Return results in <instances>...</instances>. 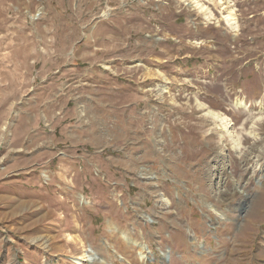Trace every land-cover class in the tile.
I'll list each match as a JSON object with an SVG mask.
<instances>
[{"label":"rangeland","instance_id":"374dc122","mask_svg":"<svg viewBox=\"0 0 264 264\" xmlns=\"http://www.w3.org/2000/svg\"><path fill=\"white\" fill-rule=\"evenodd\" d=\"M191 2L0 0V264H264V0Z\"/></svg>","mask_w":264,"mask_h":264},{"label":"bare ground","instance_id":"6f19581e","mask_svg":"<svg viewBox=\"0 0 264 264\" xmlns=\"http://www.w3.org/2000/svg\"><path fill=\"white\" fill-rule=\"evenodd\" d=\"M192 2H191V5L192 6H195V7H197L199 10L200 9H202V10H205L206 11V14L205 15H207V20H210L211 18L210 17H212L213 16V13H211L210 12V9H208L207 7L205 8L204 6H203V4H201L200 2H199V0L197 1V0H191ZM205 11H203V12H205ZM201 13V12H200ZM231 14V13H230ZM227 21L231 24V26L232 27H236L237 26V24H236V22L233 20V17H232V15H229L227 18ZM238 27V26H237ZM213 115L214 116H216V117H218V114L216 113H213ZM222 117V116H221ZM221 121H223V123H225L224 121H226L225 120V118H222L221 119ZM225 125V124H224ZM233 133V132H232ZM239 138V137H238ZM239 140H241V139H239ZM243 141V140H242ZM242 142L241 141H239V145L241 144ZM110 224H112L111 222H110ZM122 234V233H121ZM125 234V233H124ZM123 235V234H122ZM126 235V234H125ZM128 236V235H127ZM123 237V236H122ZM132 246H138V248L140 249V255L142 256V259H145V257L147 258V248H149V247H146L144 244H142V243H138L137 241H134L133 240V242H132ZM89 256H92V253H90V255ZM79 264H81V261H79Z\"/></svg>","mask_w":264,"mask_h":264}]
</instances>
